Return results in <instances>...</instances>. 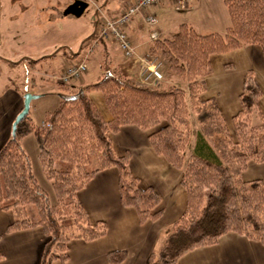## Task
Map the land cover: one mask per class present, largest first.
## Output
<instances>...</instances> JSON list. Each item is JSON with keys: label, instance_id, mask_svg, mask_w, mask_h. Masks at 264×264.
<instances>
[{"label": "trees", "instance_id": "trees-1", "mask_svg": "<svg viewBox=\"0 0 264 264\" xmlns=\"http://www.w3.org/2000/svg\"><path fill=\"white\" fill-rule=\"evenodd\" d=\"M223 3L230 19L224 32L200 33L181 23L170 37L150 41L149 53L162 58L169 75L185 80L187 90L135 82L119 69H105L99 79L82 87H60L58 105L45 111L41 125L28 114L17 123L14 135L0 148V208L35 207V220L16 218L6 231L41 226L45 242L40 264L54 259L64 263L71 239L90 241L106 234V223L90 222L77 198V191L100 170L117 168L120 202L135 208L140 223L160 216L161 210H155L159 194L138 185L128 167V154L118 155L112 144L110 133L126 124L156 127L148 135L151 146L171 165L183 168L185 210L170 226L158 251L149 254L147 264H179L186 252L213 245L229 231L264 246V183L259 178H241L249 161L264 162V110L258 107L262 91L253 71H246L232 130L216 101L201 96L212 71L211 54L243 44H255L264 54V0ZM92 90L102 92L110 120L103 118L89 97ZM190 111L198 130L184 165ZM30 133L38 144L43 175L55 193L52 205H47L21 147L22 138ZM125 257L124 249L107 253L112 264Z\"/></svg>", "mask_w": 264, "mask_h": 264}, {"label": "crops", "instance_id": "crops-1", "mask_svg": "<svg viewBox=\"0 0 264 264\" xmlns=\"http://www.w3.org/2000/svg\"><path fill=\"white\" fill-rule=\"evenodd\" d=\"M129 1L121 0L110 6L107 11L98 10L97 16L93 19L88 42L92 43L101 16L110 17L117 14ZM201 2L194 0L179 5L164 0L153 5L151 11L157 19L153 26L144 23L141 13L135 14L126 26L134 45L133 57H124L116 42L101 39L84 54L86 61L92 48L100 46L97 55L99 72L95 80L86 81L83 73L80 78L63 84L58 81V77L68 64L76 60L77 53L69 55L65 51L55 50L38 56L36 43L38 41L40 45L47 43L50 45L54 22L57 20L61 23L68 22L65 19L67 15H64L62 9L71 2L65 0L62 6L63 0H0V71L2 68L7 71L6 78L1 81L4 84L0 87V148L12 136V123L22 108L25 93L37 95L33 98L38 101L33 114L30 112L28 114L34 123L41 125L45 111L51 110L46 107L58 105L60 92L57 89L62 86L82 87L99 79L105 69L110 71L119 69L125 76L138 82L140 71L138 57L150 54V32L155 30L160 38L170 37L181 23H187L196 30L192 13L201 9L207 0ZM217 32L222 33L224 30ZM209 59L212 71L205 78L206 90L201 96L216 101L230 130L232 117L240 109L239 96L248 70L253 71L262 91L258 107L264 110V54L259 46L243 44L236 49L211 54ZM21 68L22 72L27 73L26 77L24 73L21 74ZM161 71L166 82L160 81L158 87L166 88L173 85L187 90V82L169 75L164 62ZM2 75L3 73H0V78ZM21 80H24V84L21 85L20 91L15 85ZM88 95L103 118L110 120L112 116L102 92L92 90ZM39 108L42 109V114L39 113ZM251 119L253 122L257 121L255 115ZM155 129L156 127L140 129L136 125L126 124L118 131L110 133V138L118 155L128 154V167L137 178L138 185L141 188L150 187L159 194L160 203L155 210H161L160 216L156 220L140 223L135 208L123 206L120 202L117 168L112 166L100 170L77 191V198L87 212L90 222L106 223V234L90 241L79 238L69 240L67 260L61 263L60 260L54 259L49 264H112L108 262L107 253L118 249L126 250V257L117 264H147L149 254L162 243L172 223L184 212L187 200L186 191L181 184L183 168L171 165L163 155L156 153L148 140V135ZM197 130L198 124L190 111V133L184 150V165L192 150ZM31 134L33 133L21 140V147L27 157L26 148L31 142L28 138ZM241 178L243 180L259 178L264 183V162L249 161L241 173ZM17 208L14 210L0 208V264H40L45 242L41 226L6 231L14 219L27 218L18 216ZM179 264H264V246L244 235L229 231L222 234L213 245L200 246L186 252L179 258Z\"/></svg>", "mask_w": 264, "mask_h": 264}, {"label": "rangeland", "instance_id": "rangeland-1", "mask_svg": "<svg viewBox=\"0 0 264 264\" xmlns=\"http://www.w3.org/2000/svg\"><path fill=\"white\" fill-rule=\"evenodd\" d=\"M69 1L72 3L74 0H68V2ZM84 1L86 2V6L80 15L69 14L65 18L67 19L68 22L61 23L60 20L54 22L53 38L52 40H50L51 42L50 45H48V43L46 45H40L39 42L37 41L36 48L38 49V51L36 55L41 56L45 53L57 50L56 52L65 51L69 55H71V53L73 52L77 53L76 54L77 56L75 55L76 60L74 62L80 61L82 59L84 54L87 51H89L91 47L90 46L91 43L88 42L90 38L89 34L93 27V19L97 16L98 10L107 11L110 8V6L116 4L117 2H121V0H84ZM199 1L200 2L202 1L201 3H204L205 0H199ZM64 2L65 0H63L62 6H64ZM206 7H208V10H206ZM62 10L64 12L65 7ZM203 10L206 11L204 12ZM192 19L194 20L196 30L201 33L209 32V31L225 30V28L230 23V19L226 7L223 3V0H207V2L204 3L201 9H198L197 12L192 13ZM98 51H100V46L96 45L95 47L92 48L89 57L85 61L87 70L84 72L83 75L86 81L95 80L96 74L99 72V68L97 64ZM158 57L163 63L162 58L160 56ZM2 71H0V73H3L2 77L0 78V87L4 84V82L1 81H3V79H5L7 76L6 75L7 71H4L3 68ZM20 71L21 74L23 73L25 74V72H22V68L20 69ZM30 75H32V73H30ZM26 76L27 73L25 74V77ZM38 79H36V81ZM23 81L24 80H21V82L18 81L16 82L15 85V87L18 88L20 91L22 90L21 85L24 84ZM161 82L165 83L166 79H163V81ZM57 90L60 93L63 91L61 88H58ZM37 103H38L37 100L32 99L29 104L30 111L28 110V112L33 114V109L35 105H37ZM41 108L43 109L42 106ZM41 108H39L40 114H42L43 112ZM46 108L53 109L55 108V105L53 107L50 105L47 106ZM28 138L31 140V142L30 144L27 145L26 150L29 157L32 174L35 176L38 184L42 187L43 191L46 194L47 205H52L55 203L56 197L50 181L43 175L40 162L38 159V144L33 134H31ZM17 211H18V216L20 217H27L29 220L32 221L37 218L35 213V207L33 205L29 204L25 206H19L17 208ZM160 244L156 246L154 252L158 251Z\"/></svg>", "mask_w": 264, "mask_h": 264}, {"label": "built area", "instance_id": "built-area-1", "mask_svg": "<svg viewBox=\"0 0 264 264\" xmlns=\"http://www.w3.org/2000/svg\"><path fill=\"white\" fill-rule=\"evenodd\" d=\"M164 0H130L127 2L117 14L107 17L101 16L97 24V28L93 35L91 47L97 44L101 39H109L116 42L119 50L124 57L130 58L134 56V45L126 31V26L132 16L141 13L144 23L149 26L156 24L157 19L151 7ZM179 5L189 3L194 0H170ZM150 40L158 38V33L153 30L149 34ZM85 56L77 62L68 64L63 73L58 77L60 83L66 84L71 80L78 79L86 71ZM140 66L139 83L155 85L164 79L161 71L162 61L158 56L145 54L138 57Z\"/></svg>", "mask_w": 264, "mask_h": 264}, {"label": "water", "instance_id": "water-1", "mask_svg": "<svg viewBox=\"0 0 264 264\" xmlns=\"http://www.w3.org/2000/svg\"><path fill=\"white\" fill-rule=\"evenodd\" d=\"M86 6V2L83 0H74L72 3H70L64 10V15H80L83 9ZM37 95L32 94L30 92H27L24 94V100L21 110L16 115L13 123H12V135L15 133V129L17 126V123L22 120L27 114L29 110V104L30 101L35 98Z\"/></svg>", "mask_w": 264, "mask_h": 264}]
</instances>
